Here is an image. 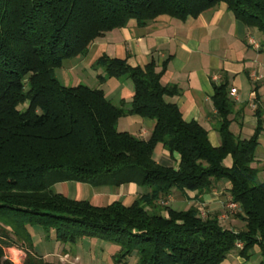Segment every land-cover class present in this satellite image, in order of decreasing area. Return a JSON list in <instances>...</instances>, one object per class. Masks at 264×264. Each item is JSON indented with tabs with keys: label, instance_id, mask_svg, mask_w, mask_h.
<instances>
[{
	"label": "trees",
	"instance_id": "trees-1",
	"mask_svg": "<svg viewBox=\"0 0 264 264\" xmlns=\"http://www.w3.org/2000/svg\"><path fill=\"white\" fill-rule=\"evenodd\" d=\"M222 2L264 33V0H0V264H15L3 249L13 243L24 247L23 264H62L34 251L33 226L61 243L89 237L116 244V262L136 255L139 264H221L234 251L249 258L255 246L264 255V181L254 165L264 130L259 107L253 134L241 138L231 125L243 109H236L227 81L216 84L220 145L214 146L204 126L186 121L166 99L179 93L161 82L167 62L161 71L154 60L132 66L103 55L94 62L104 67L100 82L132 81L129 106L84 83L66 86L56 74L64 60L86 55L97 38L131 20L140 26L161 15L185 21ZM126 115L153 120L150 137L120 131ZM159 145L173 159L179 155L176 165L155 160ZM223 180L238 206L234 215L244 222L238 231L223 226L218 211L204 217L200 206L156 208L173 189L203 197ZM65 181L96 187L133 182L149 190L130 205L98 206L54 191Z\"/></svg>",
	"mask_w": 264,
	"mask_h": 264
},
{
	"label": "crops",
	"instance_id": "crops-1",
	"mask_svg": "<svg viewBox=\"0 0 264 264\" xmlns=\"http://www.w3.org/2000/svg\"><path fill=\"white\" fill-rule=\"evenodd\" d=\"M103 55L127 59L132 66H145L154 60L157 71H161L164 62H167L161 82L176 85L179 93L166 96V99L178 105L186 121L195 120L204 126L214 146L220 145L216 128L217 110L212 100L216 84L227 81L229 89L236 90V95L231 97L236 109L243 111L238 120L232 122L231 129L235 134L241 138H249L253 134L258 122L257 107L262 110L264 118V33L238 20L224 2L185 21L161 15L140 26L131 20L127 26L97 38L86 55L75 57L68 70L64 69L69 74L74 72L76 84L84 83L102 89L111 101L119 103L124 100L129 106L134 95V86L129 78L98 80V76L104 73V67H94L93 64ZM153 128V120L138 115H126L118 121L120 131H128L144 139L150 137ZM174 157L178 159L179 155L175 154ZM154 158L163 164H177L161 145L156 148ZM225 164H232L230 156L225 159ZM254 165L261 168L259 179L264 181V130L259 136ZM229 187V181H220L203 197L199 196L198 191L173 189L164 201L173 208L178 204L183 209L200 206L212 211L222 208L226 202L228 204ZM53 189L71 199L89 200L98 206L115 200L130 205L149 190L133 182L118 187H96L75 181L58 182ZM105 202L107 204H103ZM162 213L166 214L164 210ZM226 215L222 213L219 218H226ZM232 222L227 228L238 231L244 227V222L238 218ZM30 231L34 251L54 263L139 264L136 255L116 262L114 255L120 247L104 240L84 237L74 243H61L54 237L46 239L43 231L34 226L30 227ZM35 233L37 236H34ZM36 237L40 240H36ZM255 247L249 258L234 251L221 264H255L253 254H258L260 261L264 260L261 259V249ZM63 255H68L71 263L61 262Z\"/></svg>",
	"mask_w": 264,
	"mask_h": 264
},
{
	"label": "rangeland",
	"instance_id": "rangeland-1",
	"mask_svg": "<svg viewBox=\"0 0 264 264\" xmlns=\"http://www.w3.org/2000/svg\"><path fill=\"white\" fill-rule=\"evenodd\" d=\"M74 61V58H70V59H66V60H64V63H63V65L61 66V67H59V68H57L56 69V74H57V76H58V78H59V80L62 82V84L63 83H65L66 84V86H73V85H77L76 84V77H75V75H74V72H70V74L68 73V72H64L65 70L64 69H66V71L68 70L67 68H68V65L71 63V62H73ZM69 74V75H68ZM71 75V76H70ZM70 76V77H69ZM68 78H70L71 80L69 81L68 80ZM21 107H23V106H21ZM59 189V188H58ZM226 195H228V194H226ZM228 201V204H227V202L223 205V207L222 208H220V209H216V210H209V208H207V207H201L203 210V212H204V214H203V216L204 217H206L207 216V214L208 213H210V212H213V213H215V212H220V215H218V216H221V214L222 213H225V214H227L226 216V218H220V221H221V223L223 224V226H225V227H227V226H229V222H231V224H233V222H232V220L233 219H236L237 217L234 215V213H236L237 212V210H238V207H233L231 204H232V202L228 199L227 200ZM159 202V203H158ZM157 203H156V205H157V209H160V208H162L163 207V209H164V206L166 205V203H165V201H164V199L163 200H159ZM103 204H107V202H105V203H103ZM174 207L176 208V209H183L184 207H182V206H180V205H178V204H175L174 205ZM36 229L38 228L39 229V231H43V229L41 228V226H34ZM42 233H44V232H42ZM34 236H37L36 235V233L34 234ZM36 240H40L38 237H36ZM109 243V242H108ZM112 243H110V245H111ZM256 247H258V246H256ZM255 247V248H256ZM10 248H12V249H18V250H22V251H24V254H20L21 255V257L23 256V259H20V261H18L19 262V264H23L24 263V259H25V257H26V252H25V250L23 249L24 247L23 246H21V245H17V244H12V245H10V246H3V249H4V252H5V254L6 253H8L9 252V250H10ZM14 255H17V256H19L17 253H13ZM253 257H252V261L253 262H255V264H259L261 261L259 260V258L257 257L258 256V254H253L252 255ZM264 258V255H262L261 256V259H263ZM259 260V261H258ZM17 262V263H18Z\"/></svg>",
	"mask_w": 264,
	"mask_h": 264
},
{
	"label": "built area",
	"instance_id": "built-area-1",
	"mask_svg": "<svg viewBox=\"0 0 264 264\" xmlns=\"http://www.w3.org/2000/svg\"><path fill=\"white\" fill-rule=\"evenodd\" d=\"M236 95V90L235 89H231L230 90V96H235ZM233 207H238L236 204H231ZM203 209L201 208L200 209V212H201V214L203 215L204 214V212L202 211ZM237 246L239 247V248H241L242 246H243V244L241 243V242H239L238 244H237ZM13 253H17L19 256H17V255H14ZM24 254V251H20V250H18V249H12V248H10V250H9V252L8 253H6L5 254V258H8V259H10L12 262H14L15 264H19V262L18 261H20V259H23V256L21 257V255L20 254ZM61 262H63V263H71V261H70V259H69V257H68V255H63L61 258ZM18 262V263H17Z\"/></svg>",
	"mask_w": 264,
	"mask_h": 264
}]
</instances>
